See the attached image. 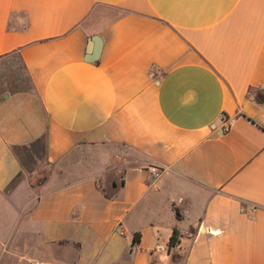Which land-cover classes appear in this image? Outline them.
I'll return each mask as SVG.
<instances>
[{"label":"crops","instance_id":"1","mask_svg":"<svg viewBox=\"0 0 264 264\" xmlns=\"http://www.w3.org/2000/svg\"><path fill=\"white\" fill-rule=\"evenodd\" d=\"M6 247L264 264V0H0Z\"/></svg>","mask_w":264,"mask_h":264},{"label":"rangeland","instance_id":"2","mask_svg":"<svg viewBox=\"0 0 264 264\" xmlns=\"http://www.w3.org/2000/svg\"><path fill=\"white\" fill-rule=\"evenodd\" d=\"M44 176V174H41V175H38V176H36V177H34V178H30V180H29V182H28V180L27 179H23L22 180V178H20V179H18L17 181H16V183L11 187V189H13L16 185H17V188H18V186L22 183V181L24 182H27V183H25V185H28V187H29V185H38L39 183H40V181H41V178ZM29 179V178H28ZM21 182V183H20ZM29 193L30 192H28L25 188L23 189V192L21 191V198H20V200L18 201L17 200V202H15L14 200L12 201V202H14L16 205H17V207H18V204L20 203V202H25L24 200H26V198L29 196ZM35 194V193H34ZM6 208V207H5ZM25 246L22 244V247L21 248H24ZM23 250V249H22ZM8 251V249H7V247H6V251H5V253H4V255L1 257V262H0V264H28V262H29V260H26V259H22V258H20L18 255L16 256V257H11L10 255H8L9 253L7 252ZM21 250H17V253H19ZM180 258H182V256H179Z\"/></svg>","mask_w":264,"mask_h":264},{"label":"built area","instance_id":"3","mask_svg":"<svg viewBox=\"0 0 264 264\" xmlns=\"http://www.w3.org/2000/svg\"><path fill=\"white\" fill-rule=\"evenodd\" d=\"M222 118L225 123L223 131H227L229 127L232 125V123L234 122V118H230L227 116H222ZM150 172L156 178L160 177L163 173L162 170L158 166H152L150 168ZM28 264H56V263L48 261V260H44V259H32V260H29Z\"/></svg>","mask_w":264,"mask_h":264},{"label":"trees","instance_id":"4","mask_svg":"<svg viewBox=\"0 0 264 264\" xmlns=\"http://www.w3.org/2000/svg\"><path fill=\"white\" fill-rule=\"evenodd\" d=\"M138 234H136V237H135V240H134V243H138L139 242V239L137 238ZM180 240H181V234L178 230H175L170 241H169V247H175L177 246L179 243H180Z\"/></svg>","mask_w":264,"mask_h":264}]
</instances>
